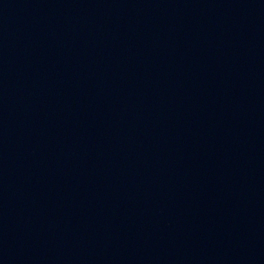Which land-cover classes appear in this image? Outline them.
<instances>
[{"label":"water","instance_id":"95a60500","mask_svg":"<svg viewBox=\"0 0 264 264\" xmlns=\"http://www.w3.org/2000/svg\"><path fill=\"white\" fill-rule=\"evenodd\" d=\"M0 264H264V0H0Z\"/></svg>","mask_w":264,"mask_h":264}]
</instances>
